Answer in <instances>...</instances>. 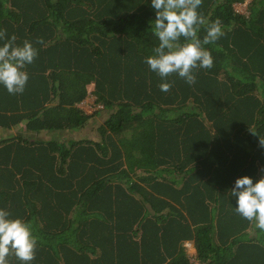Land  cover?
I'll return each mask as SVG.
<instances>
[{
  "label": "trees",
  "instance_id": "trees-1",
  "mask_svg": "<svg viewBox=\"0 0 264 264\" xmlns=\"http://www.w3.org/2000/svg\"><path fill=\"white\" fill-rule=\"evenodd\" d=\"M243 1L203 0L225 34L190 85L145 62L151 0H0L6 39L38 50L22 94L0 84V209L31 226V264H191L186 239L205 264H264L231 195L264 176V0Z\"/></svg>",
  "mask_w": 264,
  "mask_h": 264
},
{
  "label": "clouds",
  "instance_id": "clouds-1",
  "mask_svg": "<svg viewBox=\"0 0 264 264\" xmlns=\"http://www.w3.org/2000/svg\"><path fill=\"white\" fill-rule=\"evenodd\" d=\"M202 3L203 0H151L156 12L152 29L158 45L145 62L165 81L170 75L178 74L191 85L196 80L194 69L214 66L213 57L202 45L215 43L225 33L219 21L208 23L198 12ZM201 26L206 28L202 41L197 35ZM16 39L15 35L6 39V32L0 31V40H6L0 45V84L13 95L24 92L29 76L22 69L33 63L38 55L30 41L25 40L20 46ZM37 43H43L42 39ZM159 87L168 92L171 85L163 82ZM250 131L257 135L252 129ZM259 137V144L264 147V137ZM231 195L236 198L235 212L250 222L255 221L256 228L264 232V176L255 182L248 175L237 178ZM36 246L31 226L0 209V264H8L9 255H14L21 264H31Z\"/></svg>",
  "mask_w": 264,
  "mask_h": 264
},
{
  "label": "crops",
  "instance_id": "crops-1",
  "mask_svg": "<svg viewBox=\"0 0 264 264\" xmlns=\"http://www.w3.org/2000/svg\"><path fill=\"white\" fill-rule=\"evenodd\" d=\"M254 0H245L243 2H239L236 4L237 12L243 15H250V7ZM81 107H83L81 105ZM87 112H89L86 107H83ZM184 246L186 248L187 253L189 254L191 264H205L203 263L197 256V249L193 240L186 239L184 240Z\"/></svg>",
  "mask_w": 264,
  "mask_h": 264
},
{
  "label": "rangeland",
  "instance_id": "rangeland-1",
  "mask_svg": "<svg viewBox=\"0 0 264 264\" xmlns=\"http://www.w3.org/2000/svg\"><path fill=\"white\" fill-rule=\"evenodd\" d=\"M92 89H93V84H90L89 90L92 91ZM79 105L86 107V109L89 111V113L95 112V110L97 109V105L95 104V97H94L92 92H90L88 94V96L81 103H79ZM99 118L100 117H97V119H99ZM84 131L90 132V133H88L90 135H93V136L96 135V132H93L94 130H92L91 128H89L88 130L85 129Z\"/></svg>",
  "mask_w": 264,
  "mask_h": 264
},
{
  "label": "built area",
  "instance_id": "built-area-1",
  "mask_svg": "<svg viewBox=\"0 0 264 264\" xmlns=\"http://www.w3.org/2000/svg\"><path fill=\"white\" fill-rule=\"evenodd\" d=\"M98 107H102V105H101V104H97V108H98Z\"/></svg>",
  "mask_w": 264,
  "mask_h": 264
}]
</instances>
